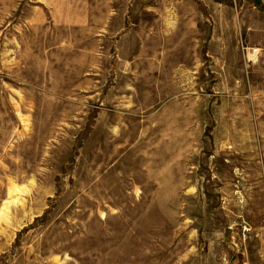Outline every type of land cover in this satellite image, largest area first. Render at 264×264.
Wrapping results in <instances>:
<instances>
[{
    "label": "rangeland",
    "instance_id": "obj_1",
    "mask_svg": "<svg viewBox=\"0 0 264 264\" xmlns=\"http://www.w3.org/2000/svg\"><path fill=\"white\" fill-rule=\"evenodd\" d=\"M264 0H0V264H264Z\"/></svg>",
    "mask_w": 264,
    "mask_h": 264
},
{
    "label": "trees",
    "instance_id": "obj_2",
    "mask_svg": "<svg viewBox=\"0 0 264 264\" xmlns=\"http://www.w3.org/2000/svg\"><path fill=\"white\" fill-rule=\"evenodd\" d=\"M264 10V8H262Z\"/></svg>",
    "mask_w": 264,
    "mask_h": 264
}]
</instances>
